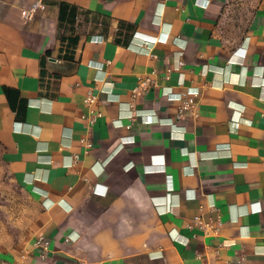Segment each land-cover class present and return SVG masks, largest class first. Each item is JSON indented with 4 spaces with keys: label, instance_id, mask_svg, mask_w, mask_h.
Masks as SVG:
<instances>
[{
    "label": "crops",
    "instance_id": "0c3cea01",
    "mask_svg": "<svg viewBox=\"0 0 264 264\" xmlns=\"http://www.w3.org/2000/svg\"><path fill=\"white\" fill-rule=\"evenodd\" d=\"M33 2L0 0V158L30 205L0 264H264V0Z\"/></svg>",
    "mask_w": 264,
    "mask_h": 264
},
{
    "label": "rangeland",
    "instance_id": "374dc122",
    "mask_svg": "<svg viewBox=\"0 0 264 264\" xmlns=\"http://www.w3.org/2000/svg\"><path fill=\"white\" fill-rule=\"evenodd\" d=\"M239 10L240 13H235L234 18L238 22L236 27L242 29L246 19L242 15L247 11L245 6ZM29 214L30 205L27 196L12 180L8 169L0 158V235L17 233L28 220Z\"/></svg>",
    "mask_w": 264,
    "mask_h": 264
},
{
    "label": "built area",
    "instance_id": "2783aa9c",
    "mask_svg": "<svg viewBox=\"0 0 264 264\" xmlns=\"http://www.w3.org/2000/svg\"><path fill=\"white\" fill-rule=\"evenodd\" d=\"M40 5H41L40 0H34V2L32 3L31 9H33V8H35L37 6H40ZM24 16H26V17L30 16L29 10L24 11ZM178 63L181 64L182 62L179 60ZM154 84H155V80H153L151 78L145 77V78L141 79L140 85L136 86L133 89V96L135 95L136 91L139 88L140 89H146L150 85H154ZM165 93L168 94V92H165ZM197 94H198V89L197 88H186L185 90H183V91H181L179 93H175L174 97L176 99L180 100L177 112L175 114L177 118H179V117H181L183 115L184 110H190L191 113L196 114V111L194 109L195 108L194 107L195 106L194 98H195V96ZM93 99H94V96L91 93L87 94L84 97V101L86 103H91L93 101ZM97 114L98 113H96V114L92 113V114L85 115V117L87 119L88 126H89V124L94 122L95 117H96ZM84 144L86 146H90L91 145L90 139L89 138L84 139ZM197 220H198V217L194 218L193 222H197ZM189 224L191 226V223H189ZM33 244L35 246H38V247L40 246L44 251H46L48 249V246H49V240L46 237H44L43 235H38L35 238Z\"/></svg>",
    "mask_w": 264,
    "mask_h": 264
}]
</instances>
